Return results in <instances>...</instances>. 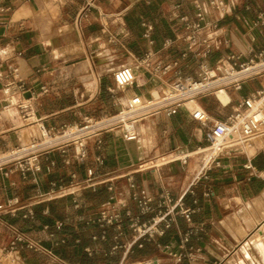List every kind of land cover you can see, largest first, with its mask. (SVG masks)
<instances>
[{
	"label": "crops",
	"instance_id": "1",
	"mask_svg": "<svg viewBox=\"0 0 264 264\" xmlns=\"http://www.w3.org/2000/svg\"><path fill=\"white\" fill-rule=\"evenodd\" d=\"M226 1L229 11L223 15L209 0H0V64L7 70L0 77V150L25 144L24 130L30 133L29 142L39 138L36 119L48 127H61L109 116L134 95L150 99L162 93L179 73L198 77L203 61L217 66L230 55L241 60L255 57L264 49V0ZM198 4L208 23L215 25L203 32L212 47L202 57L195 55V49L188 50L183 40L188 32L183 18L194 19ZM147 24L153 29L148 30ZM168 39L173 40L171 45ZM146 54L161 69L153 72L139 66L135 85L119 87L114 71L136 64ZM11 67L18 68L30 91L22 92L11 83ZM232 94L235 100L243 95ZM219 98L225 101L227 96L220 93ZM19 102L32 107V117H24ZM198 102L215 118H224L233 109L218 108L209 99ZM137 129L139 136L131 141L119 131L101 134L89 141L84 159L74 156L75 146L66 154L54 150L48 160L43 159V171L27 179L17 170L8 175L0 171V203L18 196L23 205L35 203L36 213L33 220H26L21 217L23 209L18 217L4 215L3 220L80 264H116L123 259H149L152 264H264V179L250 175L245 167L251 160L264 169V142L226 148L219 164L201 170L198 148L207 142L189 105L172 115H150ZM186 154L184 163L179 158ZM90 168L96 190L85 186ZM78 183L74 195L50 200L40 196ZM137 189L152 198L147 212H141L133 198ZM165 192L178 205L160 223L164 232L141 240L140 247L133 243L126 213L138 215L142 222L151 220L166 210L159 206ZM108 201L111 204L105 207ZM105 208L109 215H118L111 224L97 221ZM45 209L48 214L42 213ZM66 217L64 228L55 230V221ZM44 224L50 229L45 230ZM50 232H55L53 238ZM8 235V228L0 225V246ZM61 239L65 242L56 245ZM167 244L172 247L166 249ZM21 257L25 264H49L28 250Z\"/></svg>",
	"mask_w": 264,
	"mask_h": 264
},
{
	"label": "built area",
	"instance_id": "2",
	"mask_svg": "<svg viewBox=\"0 0 264 264\" xmlns=\"http://www.w3.org/2000/svg\"><path fill=\"white\" fill-rule=\"evenodd\" d=\"M212 7L219 10L223 15L229 11V4L224 0H209ZM197 6L196 19H191L188 16L183 18L185 22L187 34L183 40L186 42L189 50H199L195 53L196 56H206L212 47L211 40L203 37V32L206 29L215 27L208 23L205 14L200 7ZM148 30L153 29V25H147ZM167 44L173 43L172 39H168ZM150 54L145 57L137 58L136 64L125 65L114 71V78L117 85L121 88L132 87L137 82L136 68L142 66L151 69L153 72H158L161 66H154L150 62ZM0 64V77L4 76L7 70L2 68ZM169 66L163 69H168ZM8 73L12 75L13 83L22 92L30 91L23 80L20 78L18 68H9ZM257 80V86L250 89L246 94L240 95L237 100L234 99L233 91L239 92L244 88V85L251 81ZM42 90L45 91L44 88ZM224 93L227 96L225 101L219 98V94ZM214 97L215 104L218 108H226L232 105V111L224 118H215L198 100L204 97ZM193 100L191 108V116L203 130L204 139L207 145L198 148V152L203 156L201 170L211 168L212 164H219L218 157L229 147L245 146L252 139L264 136V49L259 51L255 57L248 60H241L240 56L230 55L227 60L221 62L217 66H211L203 61L200 64L199 76L194 78L191 76H183L178 74L177 79L162 92L158 99H145L140 95H134L128 99L127 105L119 109L116 113L105 117H88L83 122L64 124L61 127H48L39 119L34 120L38 123L40 136L28 143L20 144L15 148L7 151L0 150V171L9 174L13 170L21 173L24 179L29 178L33 172L43 171V159L48 160L47 155L54 151L60 150L62 153H68V148L76 147L74 156L77 159H84L87 156V145L89 141L99 137L103 133L119 131L125 140H136L139 136L137 126L148 116L165 112L167 115L175 114L181 106H188V102ZM23 111L25 118L33 116V109L30 105L24 102L17 103ZM264 152V146H263ZM180 157V156H178ZM189 155H182L179 159L187 162ZM65 163H70V158L64 159ZM51 165L55 163L50 161ZM245 167L250 170V175L264 179V169L257 168L251 160ZM94 170H88L86 187H91L96 190L97 183L91 181ZM80 184L71 185L52 190L48 193L40 194L47 200L74 195L75 187ZM111 188V187H110ZM133 198L136 200L141 212H147L151 209L152 198L143 189H137L133 193ZM75 207L79 206L78 200L74 198ZM35 203L21 204L18 196L12 197L7 203H0V225H4L9 230L7 241L0 246V264H25L24 258L21 257L23 250H28L34 254L42 255L46 258L49 264H80L73 262L71 259L59 256L53 247H49L40 239H36L27 232H24L19 227L9 224L3 220L4 215L18 217L20 211L25 209L21 217L26 220H33L36 217L34 210ZM111 201L104 203L108 207ZM177 203H172V199L168 192L161 195L159 206H166L163 213L153 217L147 222H142L138 215L127 211L126 215L129 218V226L134 232L133 243H138L143 246L141 240H151L155 235H160L164 231L160 227V223L177 207ZM43 214H48L49 209L42 211ZM183 213L188 217L189 210L186 209ZM118 215H109L108 208L101 211L97 218L101 224H111ZM69 218L56 220L54 223L55 230L61 231ZM91 220L87 221L90 224ZM120 228V226H117ZM45 230L50 229L49 224H44ZM192 231L187 233L184 241H188ZM55 232H50L49 237L53 238ZM61 239L56 245L64 243ZM171 244L165 245L166 249H170ZM181 254L179 255V257ZM152 260H121L116 264H152ZM221 264V263H215Z\"/></svg>",
	"mask_w": 264,
	"mask_h": 264
},
{
	"label": "rangeland",
	"instance_id": "3",
	"mask_svg": "<svg viewBox=\"0 0 264 264\" xmlns=\"http://www.w3.org/2000/svg\"><path fill=\"white\" fill-rule=\"evenodd\" d=\"M225 2H227L226 0H224ZM228 3V2H227ZM211 6V5H210ZM212 7V6H211ZM213 9H216V8H214V7H212ZM217 10V9H216ZM203 11V10H202ZM204 12V11H203ZM204 14H205V12H204ZM205 17H206V14H205ZM194 19H196V14H195V18ZM148 25V24H147ZM203 35V37L205 38V35H204V33L202 34ZM187 49L189 50V48H188V46H187ZM187 50V51H188ZM203 49L201 48V49H199V50H196L195 51V53H197L198 51L200 52V51H202ZM195 76V75H194ZM196 77V76H195ZM172 83V82H171ZM257 84H258V81L257 80H251V81H249V82H247L245 85H244V89L243 90H241L240 91V93H242V94H246V93H248L249 91H250V89L251 88H253V87H255V86H257ZM167 88V87H166ZM165 88V89H166ZM234 93H237L236 91H234ZM162 93H159V95H161ZM155 95V94H154ZM157 97H155L154 96V99H156ZM149 99V98H148ZM203 99V98H202ZM204 99H209V100H211L212 102H213V104L215 105V106H217L216 104H215V98L214 97H204ZM200 100V99H199ZM193 104V103H192ZM192 104L191 105H189V106H192ZM232 106V105H231ZM264 136H260V137H257V138H254V139H252V141L250 142V143H248L247 144V146L250 148L251 146H252V144L254 143V141L255 140H260L261 141V144H263V142H264ZM260 144V145H261ZM259 145V146H260Z\"/></svg>",
	"mask_w": 264,
	"mask_h": 264
},
{
	"label": "bare ground",
	"instance_id": "4",
	"mask_svg": "<svg viewBox=\"0 0 264 264\" xmlns=\"http://www.w3.org/2000/svg\"><path fill=\"white\" fill-rule=\"evenodd\" d=\"M154 93V92H152ZM155 97H157L156 99H158L160 97L159 94L155 93L154 95ZM192 103H194L193 100L189 101L188 104L191 105ZM29 137H30V133L28 130H24L23 133H22V139H23V143H27L29 142ZM264 140V139H263ZM261 144V141L260 140H255L254 141V145L255 146H259Z\"/></svg>",
	"mask_w": 264,
	"mask_h": 264
}]
</instances>
